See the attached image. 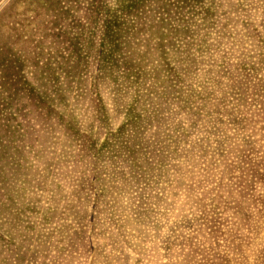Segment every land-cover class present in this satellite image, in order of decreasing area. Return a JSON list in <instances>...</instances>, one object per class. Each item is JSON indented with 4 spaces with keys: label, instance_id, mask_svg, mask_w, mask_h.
Masks as SVG:
<instances>
[{
    "label": "rangeland",
    "instance_id": "374dc122",
    "mask_svg": "<svg viewBox=\"0 0 264 264\" xmlns=\"http://www.w3.org/2000/svg\"><path fill=\"white\" fill-rule=\"evenodd\" d=\"M0 264H264V0H0Z\"/></svg>",
    "mask_w": 264,
    "mask_h": 264
}]
</instances>
